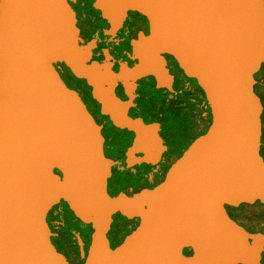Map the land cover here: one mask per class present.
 <instances>
[{
	"label": "water",
	"instance_id": "95a60500",
	"mask_svg": "<svg viewBox=\"0 0 264 264\" xmlns=\"http://www.w3.org/2000/svg\"><path fill=\"white\" fill-rule=\"evenodd\" d=\"M126 14L148 30L129 35L130 67L112 72L109 59L91 58L82 18L99 20L111 40ZM167 59L199 88L210 123L161 179L109 197L99 126L59 65L84 80L112 126L134 134L129 157L144 152L156 171L157 125L126 109L136 82L168 86ZM261 65L263 0H0V264H70L45 219L59 200L90 227L77 264H256L263 238L223 205H264V79L253 78ZM115 213L135 222L110 239Z\"/></svg>",
	"mask_w": 264,
	"mask_h": 264
},
{
	"label": "flooded vegetation",
	"instance_id": "af4514ba",
	"mask_svg": "<svg viewBox=\"0 0 264 264\" xmlns=\"http://www.w3.org/2000/svg\"><path fill=\"white\" fill-rule=\"evenodd\" d=\"M121 26L122 29L115 39L108 40L104 36L106 28L99 20L87 16L82 18V29L93 39L94 52L91 58L97 61L109 59L112 63L110 68L112 72H116L121 64L127 69L130 67L132 47L129 44V35L133 32H140L144 35L148 30L146 22L135 14H126ZM79 45L85 48L84 45L80 43ZM165 66L170 76L168 86L162 88L151 80H148L147 84L143 83V80L136 82L131 92V106L126 109V115L130 119H139L145 125L151 123L157 125L156 135L164 149L160 154L156 171H153L154 167L151 164L144 162L146 156L144 152L134 153L131 158L129 157V148L134 134L112 126L108 118L100 114L98 103L89 94L97 106L98 115L94 116L85 99L90 88L88 87L87 90L81 82H71L65 71L60 69V76L64 83L70 84L76 91L92 120L99 126L101 151L104 157L111 162L110 177L107 179L105 188L109 197L113 196L108 190L110 179L116 171L138 170L134 177L139 179L140 185L143 184L141 187L138 186V189L150 182L158 181L163 177L171 158L182 148V145L202 135L210 123L203 95L196 84L185 79L178 65L172 60L167 59ZM259 71L260 77L258 78L264 79V68L260 67ZM114 95L121 101L127 100L118 85L114 88ZM128 160L132 162L131 165L128 164ZM133 187L122 189L134 191ZM120 188L121 186H116L114 190L119 191ZM223 210L225 215L240 226L246 234L263 238L256 264H264V205L259 202L236 206L223 205ZM45 219L55 246L63 252L70 264H77L88 243L89 225L68 214L60 200L46 211ZM114 223L115 219L111 216L110 226H114ZM113 230L112 227L107 232L110 239H117L123 233L120 227Z\"/></svg>",
	"mask_w": 264,
	"mask_h": 264
},
{
	"label": "rangeland",
	"instance_id": "374dc122",
	"mask_svg": "<svg viewBox=\"0 0 264 264\" xmlns=\"http://www.w3.org/2000/svg\"><path fill=\"white\" fill-rule=\"evenodd\" d=\"M140 83H142V82H140ZM143 83L147 84L148 80H143ZM87 90H88V88H87ZM89 94H90V89H89V93L87 91V93L85 95V99H86L87 103L89 104V106L91 107L90 108L91 112L94 114V116H97L98 115L97 114V106L92 101V99L89 97ZM188 141H190V140H188ZM137 172H138V170H134V169L116 171V173L113 175V178L110 179V185H109L108 190L110 192H112V194L114 196L117 193L125 190L127 187H133V186L137 185V187H133V190H136L139 187L143 186V184L142 185L139 184V179L134 177V175L137 174ZM116 186H121V188L118 189L119 191L114 190L116 188ZM122 188H125V189H122ZM68 214H70V213L68 212ZM112 217L115 219L114 214L112 215Z\"/></svg>",
	"mask_w": 264,
	"mask_h": 264
},
{
	"label": "trees",
	"instance_id": "16d2710c",
	"mask_svg": "<svg viewBox=\"0 0 264 264\" xmlns=\"http://www.w3.org/2000/svg\"><path fill=\"white\" fill-rule=\"evenodd\" d=\"M93 59V58H92ZM95 60V59H94ZM59 67L61 68V69H63L64 71H65V73L67 74V77L69 78V80L72 82V81H75V82H81L83 85H85L87 88L89 87V86H87L86 84H85V82H84V80L83 79H81V78H75L70 72H69V70L65 67V66H63L62 64H60L59 65ZM262 68H264V65H261V69ZM260 71L257 73V74H255L254 76H253V78L254 79H257L258 77H260ZM66 86L68 87V88H72L71 86H70V84H66ZM73 89V88H72ZM60 203L61 204H63L64 206H65V209L72 215V213L67 209V207H66V205H65V203L63 202V201H61L60 200ZM73 216V215H72ZM74 217V216H73ZM114 217H115V223H114V226H110L109 227V229H111L112 227H113V229L115 230V229H118L119 227L120 228H122V231H123V233L125 232V231H127L129 228H131L132 227V225L134 224V222H135V220L133 219V220H126L124 217H122V216H120L119 214H117V213H115L114 214ZM75 218V217H74ZM113 230V231H114ZM122 233V234H123ZM183 252H185V253H190L189 252V250L188 249H186V248H183Z\"/></svg>",
	"mask_w": 264,
	"mask_h": 264
}]
</instances>
